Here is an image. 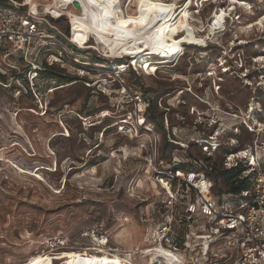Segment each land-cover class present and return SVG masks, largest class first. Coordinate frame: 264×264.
I'll return each mask as SVG.
<instances>
[{
    "label": "rangeland",
    "instance_id": "374dc122",
    "mask_svg": "<svg viewBox=\"0 0 264 264\" xmlns=\"http://www.w3.org/2000/svg\"><path fill=\"white\" fill-rule=\"evenodd\" d=\"M162 1L178 8L165 28L169 36L178 39L191 32L205 40L200 45L183 42L185 56L172 67L160 64L161 71L148 76L131 58L114 59L96 50L94 37L87 51L105 69L123 70L127 62L132 66L122 78L151 105L150 124L160 138L157 164L149 162L152 141L147 135L131 140L120 131L119 120L131 109L115 114L112 99H90L83 84L40 82L43 92L51 89L44 100L35 101L17 95L26 86L13 85V79V91L0 89V264H24L40 254L53 258L51 264H68L60 259L64 252L85 254L86 248L100 247L96 240L109 241L110 250L133 264H167L142 254L156 245L177 248L186 264L191 254L194 264H229L213 258L225 253L226 242L206 244L200 237L208 232V222L191 221L183 187L162 178L180 162L184 169L192 165L196 174L206 172L216 193L229 190L212 171L224 170L225 148L245 150L256 138L224 126L230 124L225 116L248 122L253 105L264 109V0ZM186 7L188 19L180 14ZM137 10L134 5L126 13ZM221 13L226 20L212 31ZM59 26L67 30L68 22ZM152 58L158 61V55ZM0 61L7 67L14 63L4 57ZM210 128L224 144L213 155L195 146L212 133ZM170 215V242L160 244L159 233Z\"/></svg>",
    "mask_w": 264,
    "mask_h": 264
},
{
    "label": "built area",
    "instance_id": "2783aa9c",
    "mask_svg": "<svg viewBox=\"0 0 264 264\" xmlns=\"http://www.w3.org/2000/svg\"><path fill=\"white\" fill-rule=\"evenodd\" d=\"M5 1L11 7L0 3V48L6 49L2 57L7 59L16 54L21 56L23 62L30 67L28 79L31 84L37 77V72L45 70L42 61L47 67H68L73 75L87 80L91 95L110 97L115 114L125 111L126 107L130 108L131 111L126 117L119 120L120 131L124 137L131 140L147 135L152 141L149 162L154 161L157 164L160 138L153 125L146 121L150 104L142 92L129 88L122 78L129 65L123 70L119 67L108 70L89 60L85 54L89 51L88 47L92 41H95L94 38L90 36L85 48L80 46L73 38L72 23L66 21L69 29L67 27V30H63L59 26L61 18L46 10L51 0ZM68 7L76 10L72 3L68 4ZM0 74L7 75L2 66ZM0 86L5 89L10 87L1 77ZM16 94L19 95L20 91L16 90ZM257 104L250 108L248 122L242 117H230L241 120L248 132L252 130L250 134L256 138L252 147L228 154L224 163L229 169L236 167L240 162L244 164L246 171L242 178L249 179L251 183L248 191L235 198L219 199L213 195V182L204 174L181 171L162 174V179L166 180L168 185L169 180L178 181L181 187L187 188V192L195 193L194 201L187 204L189 219L198 216L208 222V232L200 237L206 240V244H216L221 239L226 242L225 253L221 257L214 254L213 258H225L229 264H264V109ZM235 130L238 131V128ZM218 138L219 136L213 134L208 140H202L200 145L205 154H215L220 145ZM233 207H237V210ZM165 222L166 226L159 233L162 240L160 244L165 240L170 242L167 236L171 231L173 215L168 216ZM171 249L178 252L177 248ZM176 256L180 259L179 255ZM188 256L187 264H194L195 256ZM172 259L174 261L168 264H186L181 259Z\"/></svg>",
    "mask_w": 264,
    "mask_h": 264
},
{
    "label": "bare ground",
    "instance_id": "6f19581e",
    "mask_svg": "<svg viewBox=\"0 0 264 264\" xmlns=\"http://www.w3.org/2000/svg\"><path fill=\"white\" fill-rule=\"evenodd\" d=\"M74 1L81 5L80 11L67 8V5L73 4ZM134 5L138 8L137 12L126 13V9L129 10ZM63 6L66 8L62 9ZM177 9L176 3H166L162 0H51L46 7L47 11L61 18L60 22L69 20L72 23L73 38L80 46L85 48L90 36L94 37L96 43H93V47L96 50L114 59L131 58V61H134L133 65L148 76L156 73L160 64L166 68L172 67L171 63L179 62L183 42L195 45L205 43L204 39L198 38L191 32L183 33L178 39L167 34L165 28L177 16ZM182 13L188 19L187 7L180 14ZM224 16V13L216 15L212 31L223 25L226 20ZM188 22L189 27L192 28L190 19ZM153 55H158L157 62L152 58ZM103 115L107 116V113ZM67 132L69 135L68 130ZM96 241L100 247L86 248L83 251L85 254L75 251L64 252L60 259L68 264H133L126 257L110 250L109 241L103 240V243ZM92 251L94 253H91ZM142 254L158 256L167 264L174 261L173 257L181 259L176 256L179 254L166 250L161 245H156L152 250L150 248L144 250ZM52 260L54 259L50 256L40 254L30 257L24 264H51Z\"/></svg>",
    "mask_w": 264,
    "mask_h": 264
},
{
    "label": "trees",
    "instance_id": "16d2710c",
    "mask_svg": "<svg viewBox=\"0 0 264 264\" xmlns=\"http://www.w3.org/2000/svg\"><path fill=\"white\" fill-rule=\"evenodd\" d=\"M3 2L6 3L5 0H3ZM191 47L199 48L200 46L199 47L191 46ZM207 47H205V48H207ZM4 50H6V49L3 48V47L0 48V57L3 56ZM85 56L87 58H89V60H91L93 63H97L98 64V62H97L98 60H97L95 55H91L90 52H86ZM184 56H185V54L183 55V57ZM182 58H180V59H182ZM7 59H9V60L12 59V61L14 63L12 65H9L8 67L6 65H2L1 64L2 68L5 70L7 75L0 74V77H1L2 81H4L6 84H8L10 86L8 89H10L11 91H13V89L16 88V86H14V88L11 89L12 85H10V80H12V79H13L12 81L14 82L13 85H16L17 82L18 83H22L23 86L25 85L26 88L24 87L23 90H19L18 89V91H20V97H22V98H27V99L35 101V99L38 97V98H41V99L44 100V98L46 97L47 92L51 88H49L47 92H43L39 88V83L40 82H46V83H52V82H55V83L57 82L58 83L59 82V83H62V85L63 84L65 85L67 83H69L68 85H71V84H81L82 85L83 84L86 87V89L88 90V97H90V99H97L98 100L99 96H104V95H101V94H99V96L91 95V93L89 91V88H88L87 80L86 79H79L78 77L73 75L71 72H69L68 67H65V68H61L60 66H50V67L48 66L47 67L45 65L44 61H42V62H43V65L45 66V68H44L45 70L42 71V72H37L38 75L33 80V84L30 86L29 85L30 81L28 79V71L30 70V67L23 62V58L21 56H19L18 54H16V55H13L12 57H9ZM124 60L129 61L127 58L124 59ZM126 64L129 65L128 70L132 69L131 66H130V63L127 62ZM17 65H19L21 67L22 71H20V69H19V67ZM160 71L161 70L158 69V72H160ZM128 72L129 71L125 70L124 74H127ZM133 86L136 87L135 85H132V87ZM0 89L1 90H7V89H5V88H3L1 86H0ZM257 94H259L258 91H257L256 95ZM105 97H108V96H105ZM108 98H110V97H108ZM148 103H149V101H148ZM111 109L114 110L115 108L112 106ZM152 117H153V114L151 113V105H150V108H149V110L147 112V115H146V121H148L149 124L151 123L150 120L152 119ZM225 119L230 124L226 123V126H224V127H227L228 125L231 126V128L228 129L227 131H230L231 133H233V131H235V128H238L239 132L241 130H243L247 134H250L248 132V130L246 129L244 123L241 120L232 119L230 117L228 118L226 116H225ZM224 129H227V128H224ZM213 131H214V128H210V133L212 132L211 133L212 135L216 134L218 136V131L215 130L214 133H213ZM236 134L237 133H235L234 135H236ZM210 135L206 136L204 138V140H208ZM221 144L219 145V149H220V147H223V145H224V144H222V145ZM195 146L198 147L199 149H201V151H202V146H200L199 143H195ZM219 149L215 152V154L219 151ZM225 149H226V151H225L226 154H225L224 159L226 158V156L228 154H230V152H236V150H240V149L233 150L232 148H231L232 150H230V148L229 149L225 148ZM223 165H224V162H223ZM177 171H181L183 173H186V172L197 173L192 168V165H190V167L184 169L183 164L180 163V162H176V164L174 165L173 172H177ZM244 171H246L245 170V166L241 162L238 163V165L236 167H234V168H230L229 169V168H226L224 166V170H222V171H219V172H217L216 170L212 171L213 175L216 174L219 178L221 177L223 182L226 183L230 187L229 190H226V191H223V192H220V193H216V187H215L214 182L212 181L213 184H214L213 193H214L215 197L219 198V199L220 198H224V197L235 198V197H237V195H240L242 192L248 191L251 188V183H250L249 179L242 178V175H243ZM198 174H201V175L204 174L209 179H211L206 172H199ZM173 185H175V184H173ZM180 193L182 194V196L184 198L183 200L185 201V204L191 203L195 199L194 192L193 191L187 192V188H185V187H183V189H182V191H180ZM196 219L200 220V218L198 216H196V217L194 216V218H192L191 221H194Z\"/></svg>",
    "mask_w": 264,
    "mask_h": 264
},
{
    "label": "water",
    "instance_id": "95a60500",
    "mask_svg": "<svg viewBox=\"0 0 264 264\" xmlns=\"http://www.w3.org/2000/svg\"><path fill=\"white\" fill-rule=\"evenodd\" d=\"M73 5L76 8V10H78V11L81 10V5L78 2L74 1Z\"/></svg>",
    "mask_w": 264,
    "mask_h": 264
}]
</instances>
